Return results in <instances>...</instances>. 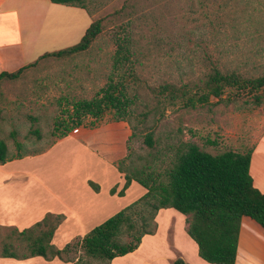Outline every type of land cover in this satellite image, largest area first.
Masks as SVG:
<instances>
[{"label":"rangeland","instance_id":"1","mask_svg":"<svg viewBox=\"0 0 264 264\" xmlns=\"http://www.w3.org/2000/svg\"><path fill=\"white\" fill-rule=\"evenodd\" d=\"M84 7L69 18L72 27L80 30V38L60 46L79 43L91 23L99 21L101 33L87 51L38 61L40 54L54 46L45 39L33 41L27 62L37 64L0 87V139L7 144L9 155L45 152L37 158L10 161L5 170L26 173L44 168L48 188L44 197L50 204L57 203V196L73 202L88 191L94 193L84 183L86 178L91 180L89 185L93 182L101 187L99 213L82 216L80 224L76 218L70 216L67 222L65 217L54 242L57 248L83 237L146 193L135 183L125 197H119L123 175L104 163L119 164L131 152L126 163L151 164L164 172L189 144L217 155L253 149L264 136V98L262 106L256 107L252 94L237 96L229 90L220 100L211 98L209 104L185 108L180 100L156 94L166 83L195 90L213 66L250 79L264 76V0H84ZM55 42L58 46L60 41ZM120 81L135 101L130 123L125 121L131 131L127 144L131 150L125 145L123 155L113 158L106 140L87 146L68 135L82 128L100 135L120 122L108 110L97 118L82 117L77 124L76 113L77 103L101 97L112 82ZM146 134L153 135L154 148L145 144ZM73 163H77L74 168ZM30 182L15 177L7 191L40 193ZM114 187L117 193L111 195ZM156 218L154 240L145 242L139 256L115 264H165L153 259L159 260L173 248L169 242L176 221L168 215ZM10 228L0 226V245L10 236Z\"/></svg>","mask_w":264,"mask_h":264},{"label":"trees","instance_id":"2","mask_svg":"<svg viewBox=\"0 0 264 264\" xmlns=\"http://www.w3.org/2000/svg\"><path fill=\"white\" fill-rule=\"evenodd\" d=\"M50 2L85 8L84 0ZM101 30V23L93 22L72 48L46 53L38 61L47 57L64 59L87 51ZM35 64L15 73H2L0 84L5 80H18L26 68ZM229 90L237 96L245 92L252 94L253 103L260 107L264 98V76L250 79L237 72L223 73L213 66L203 85L196 86L195 90L187 85L166 83L156 94L171 101L180 100L185 108H196L209 104L211 98L222 99ZM134 103L133 97L127 94L124 81L112 82L101 97L77 103V124L82 117L97 118L108 110L114 111L117 121L130 123ZM63 135L67 136L66 133ZM143 139L149 148H154L152 134H146ZM127 150H131L130 146ZM252 154L253 149L212 155L189 144L177 153L174 166L161 172L151 164L136 166V163H126L130 152L117 166L125 179L118 196L124 197L131 184L136 182L147 191L140 199L62 249L56 248L52 241L65 219L63 215L48 214L41 222L22 232L10 228V236L0 245V258L27 260L43 257L48 261L59 259L73 264H111L116 258L135 252L146 235L154 234L155 218L160 210L174 208L188 216L187 234L198 245L203 260L210 264H235L242 217H251L264 228V194L254 187L249 173ZM14 159L21 157H11L7 144L0 139V165ZM90 186L94 191H100L95 183L90 182ZM110 192L115 195L116 187ZM171 264L189 263L177 258Z\"/></svg>","mask_w":264,"mask_h":264},{"label":"crops","instance_id":"3","mask_svg":"<svg viewBox=\"0 0 264 264\" xmlns=\"http://www.w3.org/2000/svg\"><path fill=\"white\" fill-rule=\"evenodd\" d=\"M79 8L80 7L55 4L50 2V0H0V75L4 72L15 73L29 64L27 58L33 53V41L36 43L45 39L47 43H49L48 45L54 46L49 50L46 48L47 50L43 52V54H40L41 56L46 53H52L63 48L71 47L60 45L67 41H73L76 37H78V39L80 38V30L76 31L75 27H72L69 22L70 15L74 14V10ZM46 29L49 30L47 35L45 34ZM44 36L46 37L44 38ZM61 38H67L68 40ZM56 40L60 41L57 42L58 46H55ZM41 56H39V58ZM5 81L0 84V87ZM127 126V123L120 121L113 128L103 131L100 135H97L95 132L90 133L88 130L82 128L76 133H70L68 136L75 137L87 146H91L89 144L91 142L97 143L98 141L106 140L111 145L109 155L115 158L123 155L122 153H124L125 145L127 149L129 137L131 136L130 128ZM44 153L45 152L37 155H26L21 157V159L24 157L37 158L40 155H44ZM110 160L112 161L113 159L110 158ZM7 163L5 165H0V226L16 228L19 232H22L25 229L33 227L36 223L41 222L48 214L63 215L68 218L66 220L67 222L71 216L76 218L77 223L80 224L82 222V216L89 215L93 211H95L94 214L99 213V211L97 212V208L102 207L98 199L100 192L93 190L94 193H91L88 191V194L82 195L83 197L81 198H75L73 202H68L64 198L57 196V199L53 197L57 203L50 204L49 199L44 197V190H48L44 168L26 173L22 171H7L4 169ZM104 164L106 166L112 165L116 169V165H118V163L113 162ZM76 165L77 163H73V168ZM249 173L253 180L254 187L264 194V136L255 143ZM20 176L21 178L26 177L27 179H31L29 185H31L32 188L40 189L41 192L32 193V191H30V194L26 192L18 194L17 192H8L7 189L13 186L11 184L12 180ZM16 181L20 180L18 179ZM84 181V183H87L90 187L89 181L91 180L86 178ZM135 183L136 182H133L131 184L127 192ZM55 206H57V208ZM165 215L173 217L172 220L174 219V221H176L169 242L172 243L175 250L172 248L169 250V253L160 256L158 258L159 260H154L151 256L149 257L156 263L164 261L165 264H171L173 260L181 258L189 264H193L195 261L197 264H206L204 263L205 260L203 262L199 259L198 245L187 234L186 219L188 216L183 215L174 208H168L160 210L157 218H161ZM240 224L238 252L235 264H264V228L248 216L242 217ZM57 232L58 229L52 241L54 246ZM87 233L88 232H86V234ZM86 234L81 236H85ZM149 238L154 240L155 237L153 235H146L140 247L135 252L124 257L116 258L113 264L118 260L139 256L142 252L141 250L145 247V242ZM163 241H165V239ZM172 251H174V253ZM0 264L73 263H66L59 259L48 261L43 257H33L27 260L0 258ZM207 264L210 263L207 262Z\"/></svg>","mask_w":264,"mask_h":264}]
</instances>
